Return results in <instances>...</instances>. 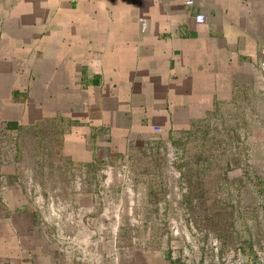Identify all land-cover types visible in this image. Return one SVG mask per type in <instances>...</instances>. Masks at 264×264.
Returning <instances> with one entry per match:
<instances>
[{
    "label": "crops",
    "instance_id": "crops-1",
    "mask_svg": "<svg viewBox=\"0 0 264 264\" xmlns=\"http://www.w3.org/2000/svg\"><path fill=\"white\" fill-rule=\"evenodd\" d=\"M185 1L0 0V124L21 132L56 120L60 155L92 169L100 147L187 128L259 89L264 0ZM15 177L0 170V264H169L162 252L96 249L101 238L80 234L75 220L62 231L44 223ZM74 204L91 210L95 196Z\"/></svg>",
    "mask_w": 264,
    "mask_h": 264
},
{
    "label": "rangeland",
    "instance_id": "rangeland-1",
    "mask_svg": "<svg viewBox=\"0 0 264 264\" xmlns=\"http://www.w3.org/2000/svg\"><path fill=\"white\" fill-rule=\"evenodd\" d=\"M263 74L259 89H235L187 128L98 148L92 169L60 155L56 120L21 132L2 122L0 170L15 168L18 186L53 204L38 211L44 223L62 231L75 220L80 234L101 238L96 249L162 252L169 264H264ZM87 194L95 206L84 211L74 203ZM82 219L96 225L78 227Z\"/></svg>",
    "mask_w": 264,
    "mask_h": 264
},
{
    "label": "built area",
    "instance_id": "built-area-1",
    "mask_svg": "<svg viewBox=\"0 0 264 264\" xmlns=\"http://www.w3.org/2000/svg\"><path fill=\"white\" fill-rule=\"evenodd\" d=\"M194 2H195V0H186L185 6L186 7H192L194 5ZM194 23L197 25L203 24L204 23L203 15H201V14L196 15V17L194 18ZM263 59H264V52H263ZM260 71L264 72V60H263V63H261V65H260ZM263 76H264V74H263ZM35 203L37 204V207L39 210H41L43 207H47V208L49 207L51 210V208L53 207V204L49 205V203H48L47 205H45L43 200L40 197H37L35 199ZM70 251H72V250H70ZM81 253H83L85 256L89 255V254H85V252H83V251ZM68 255L72 258L71 253H68Z\"/></svg>",
    "mask_w": 264,
    "mask_h": 264
},
{
    "label": "trees",
    "instance_id": "trees-1",
    "mask_svg": "<svg viewBox=\"0 0 264 264\" xmlns=\"http://www.w3.org/2000/svg\"><path fill=\"white\" fill-rule=\"evenodd\" d=\"M7 129L8 130H14V129H17V126L15 124H13V123L12 124H8L7 125Z\"/></svg>",
    "mask_w": 264,
    "mask_h": 264
}]
</instances>
